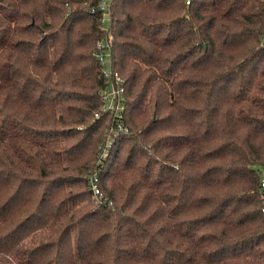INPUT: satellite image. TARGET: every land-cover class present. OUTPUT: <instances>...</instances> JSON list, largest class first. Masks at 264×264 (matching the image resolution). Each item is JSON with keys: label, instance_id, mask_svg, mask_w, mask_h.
Returning a JSON list of instances; mask_svg holds the SVG:
<instances>
[{"label": "trees", "instance_id": "1", "mask_svg": "<svg viewBox=\"0 0 264 264\" xmlns=\"http://www.w3.org/2000/svg\"><path fill=\"white\" fill-rule=\"evenodd\" d=\"M185 2L0 0V264H264V0Z\"/></svg>", "mask_w": 264, "mask_h": 264}, {"label": "built area", "instance_id": "2", "mask_svg": "<svg viewBox=\"0 0 264 264\" xmlns=\"http://www.w3.org/2000/svg\"><path fill=\"white\" fill-rule=\"evenodd\" d=\"M189 1L190 0H186V5L189 4ZM106 8L107 3L105 1H102L100 4V9L104 13L103 16L107 15V13L105 12ZM105 29L106 27H104V30ZM110 39L111 35L110 33H107V39L105 40V42H98L96 45V57L101 67L102 76L107 83L106 87L100 94V98L102 101L101 113H107L115 120L114 125L108 128L107 141L105 143V146L101 150L99 160H105L107 158L108 151L114 142V138H116L121 132L125 131L122 124V111L124 108V88L122 86L123 82L119 75L116 72L112 73L110 70V58L107 52L108 41ZM99 116L100 114L98 113L94 114L95 118H98ZM87 182L92 193L93 203L100 204L101 191L98 185L97 172L89 175L87 177ZM259 188L260 191L264 194V171H261L260 173ZM108 205H111V202H109ZM262 213L264 214V209H262Z\"/></svg>", "mask_w": 264, "mask_h": 264}, {"label": "rangeland", "instance_id": "3", "mask_svg": "<svg viewBox=\"0 0 264 264\" xmlns=\"http://www.w3.org/2000/svg\"><path fill=\"white\" fill-rule=\"evenodd\" d=\"M106 1H108V0H106Z\"/></svg>", "mask_w": 264, "mask_h": 264}]
</instances>
